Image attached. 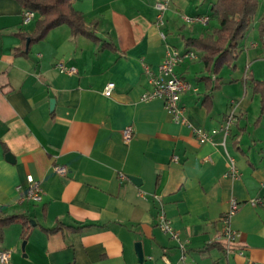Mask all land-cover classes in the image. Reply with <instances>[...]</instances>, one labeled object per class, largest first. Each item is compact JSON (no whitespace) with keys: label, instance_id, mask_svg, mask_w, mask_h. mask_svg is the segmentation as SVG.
<instances>
[{"label":"crops","instance_id":"1","mask_svg":"<svg viewBox=\"0 0 264 264\" xmlns=\"http://www.w3.org/2000/svg\"><path fill=\"white\" fill-rule=\"evenodd\" d=\"M158 1L74 0L99 40L68 24L32 40L38 13L25 24L19 0H0V208L20 216L5 227L0 252L10 251L12 264H264V116L251 81L264 79V39L239 41L244 70L237 59L216 73L202 50L187 45L218 27L215 1L188 14L201 0H171L163 23ZM197 14L210 19L185 21ZM170 47L197 53L176 67L190 84L181 103L195 125L219 128L230 110L239 114L226 140L238 178L228 174L222 133L202 143L172 120L162 99H140L151 88L145 66L156 71ZM59 61L78 71L61 72ZM251 109L256 117L243 118ZM28 176L43 190L39 202L16 190ZM256 197L261 202L251 205ZM232 198L242 204L227 253L220 235ZM161 208L184 251L159 227Z\"/></svg>","mask_w":264,"mask_h":264},{"label":"built area","instance_id":"2","mask_svg":"<svg viewBox=\"0 0 264 264\" xmlns=\"http://www.w3.org/2000/svg\"><path fill=\"white\" fill-rule=\"evenodd\" d=\"M171 0H160L156 4V8L159 11L158 19L161 23L164 22V13L168 10ZM35 17V11L31 9H26L24 11L23 22L29 23ZM185 21L189 24L196 22L207 23L210 19L209 15L197 14L191 16H185ZM165 37L166 35L163 34ZM197 57V53L193 50H186L185 52H180L176 48L170 47L166 50V54L162 62L158 65L157 70H153L151 66L146 65L145 71L149 76V81L151 83V88L145 91L140 99L143 101H149L156 98L162 99L164 101V107L168 114L171 116L172 120L188 126L194 136L200 142L214 141V137L218 133H222L223 139L222 144L225 148L226 155L230 159V168L228 174L232 177L238 178L239 172L235 166L233 158L230 156L226 140L230 133V129L236 124L239 118V114L235 109H232L226 115L224 123L219 128L206 129L205 127L195 125L188 117L185 107L181 103L182 94L190 88V84L183 79L178 72L176 67L182 63L185 59H194ZM57 67L61 72L76 73L78 70L75 66H68L64 62H57ZM114 88L112 82L108 83L105 88V94L111 95ZM134 128L129 125L123 130L124 140L129 142L133 136ZM177 157H174L176 160ZM54 170L62 175L68 173V168L65 165L56 164L54 165ZM123 176V175H122ZM17 192L22 194V198L30 200L33 202H39L43 198V190L37 180L33 176H28V183L26 186L17 185ZM261 202L260 197L252 198L249 200L251 205H257ZM241 202L232 198L230 201V208L223 214L222 222L223 228L220 238L225 242V251L230 253L233 250V244L237 240L238 232L232 226V218L238 212L241 206ZM158 225L166 233H169L173 239H175L180 248L184 251L186 244L181 240L179 232L174 228L172 220L167 216L164 209L161 208L158 214ZM243 254V251H240ZM0 262L3 264L11 263V253L8 250L0 252ZM168 264L169 261H167Z\"/></svg>","mask_w":264,"mask_h":264},{"label":"trees","instance_id":"3","mask_svg":"<svg viewBox=\"0 0 264 264\" xmlns=\"http://www.w3.org/2000/svg\"><path fill=\"white\" fill-rule=\"evenodd\" d=\"M24 9L38 13L39 18L32 40H40L48 31L68 24L73 34H83L99 40L94 31L87 25L83 12L74 6V0H19ZM259 0H217L211 6V17L216 19L218 27L206 37L190 38L188 46H194L204 52V62L208 69L213 67L216 73L224 65H232L239 57V41L244 36L252 18L255 16ZM260 34L264 37V22H261ZM253 90L261 97L259 118L264 116V79L254 80ZM19 215H6L0 208V242L4 229L19 219ZM29 222L24 220V236L28 232Z\"/></svg>","mask_w":264,"mask_h":264},{"label":"rangeland","instance_id":"4","mask_svg":"<svg viewBox=\"0 0 264 264\" xmlns=\"http://www.w3.org/2000/svg\"><path fill=\"white\" fill-rule=\"evenodd\" d=\"M210 1H217V0H204L200 3H198L197 7H191L187 10V13L188 14H193V13H196V12H207L209 9H208V5L210 3ZM263 11H264V0H259V5H258V9H257V12L255 14V16L252 18L250 24H249V27L248 29L246 30L244 36L240 39H244V38H247V39H253V35L256 36V39H264V37H262V35L260 34V26H261V23L259 24L260 26H258V32L255 30L256 26H257V23L259 21H263L264 22V14H263ZM166 13V12H165ZM165 13H164V17H165ZM167 17V16H166ZM216 20V19H214ZM217 21V20H216ZM262 38V39H261ZM264 59H262L263 61ZM245 62L243 60V58H238V62H237V65L242 69L244 70L245 69V66H244ZM251 81H253V79H251ZM237 91H238V88L236 87L235 88V94L237 95ZM259 112V111H258ZM257 110H254V109H251L250 111H248L247 115H244L243 118H255L256 115L258 114Z\"/></svg>","mask_w":264,"mask_h":264},{"label":"water","instance_id":"5","mask_svg":"<svg viewBox=\"0 0 264 264\" xmlns=\"http://www.w3.org/2000/svg\"><path fill=\"white\" fill-rule=\"evenodd\" d=\"M29 41H30V39H28V43H29ZM53 102V101H52ZM10 156V154H8V157ZM130 178L132 179V180H134V181H136V182H138V180H140L139 178H137V177H135V176H130ZM34 223V222H33ZM141 244L140 243H138L137 244V249H138V252H139V255L141 256V258H142V256H143V253H142V250H141Z\"/></svg>","mask_w":264,"mask_h":264}]
</instances>
